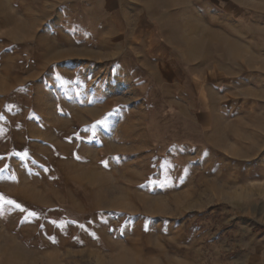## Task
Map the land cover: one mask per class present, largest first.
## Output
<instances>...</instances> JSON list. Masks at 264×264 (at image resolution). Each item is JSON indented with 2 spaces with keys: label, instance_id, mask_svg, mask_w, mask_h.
Listing matches in <instances>:
<instances>
[{
  "label": "rangeland",
  "instance_id": "rangeland-1",
  "mask_svg": "<svg viewBox=\"0 0 264 264\" xmlns=\"http://www.w3.org/2000/svg\"><path fill=\"white\" fill-rule=\"evenodd\" d=\"M263 64L264 0H0V264H264Z\"/></svg>",
  "mask_w": 264,
  "mask_h": 264
},
{
  "label": "crops",
  "instance_id": "crops-1",
  "mask_svg": "<svg viewBox=\"0 0 264 264\" xmlns=\"http://www.w3.org/2000/svg\"><path fill=\"white\" fill-rule=\"evenodd\" d=\"M256 57H258V56H256V55H250V59L249 60L252 61V63H253ZM263 68H264V64H263ZM258 82H264V80H260ZM261 95L264 96V93H261ZM262 100H264V97H261L260 99H257L256 101L259 104V102H261Z\"/></svg>",
  "mask_w": 264,
  "mask_h": 264
},
{
  "label": "snow or ice",
  "instance_id": "snow-or-ice-1",
  "mask_svg": "<svg viewBox=\"0 0 264 264\" xmlns=\"http://www.w3.org/2000/svg\"><path fill=\"white\" fill-rule=\"evenodd\" d=\"M99 123H101V124H103V121H101V122H99ZM0 200H4V198L3 197H0ZM5 203H8V204H13L14 202L13 201H11V200H5L4 201ZM16 207H20L19 205H16ZM21 210H23V209H21ZM29 215H35V213H29Z\"/></svg>",
  "mask_w": 264,
  "mask_h": 264
}]
</instances>
